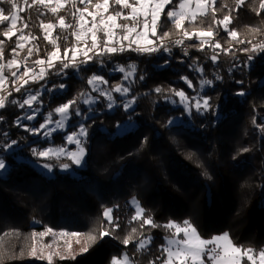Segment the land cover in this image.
Here are the masks:
<instances>
[{
	"label": "trees",
	"instance_id": "16d2710c",
	"mask_svg": "<svg viewBox=\"0 0 264 264\" xmlns=\"http://www.w3.org/2000/svg\"><path fill=\"white\" fill-rule=\"evenodd\" d=\"M17 2L26 9L18 13L28 22L25 32L40 37L35 43L41 49L39 56L43 57L52 46L43 39L39 23L40 20L55 23L56 17L43 7L27 8L24 0ZM260 2L245 0L234 10L236 0H217L216 18L222 19L231 12L229 30H236L238 39L245 41L244 44L231 41L223 27H214L215 40L232 50L228 54L207 44L200 50L197 38H185L181 46L169 43L171 52L125 51L102 57L103 64L93 60L79 69L69 68L60 76L52 70L45 80L28 85L32 91L43 89L40 102L34 105L38 108L36 120L31 124L22 122L29 127H38L49 112L56 119L54 109L80 93L98 97L91 107L92 119L82 122L89 126L83 168L63 157L38 160L30 152L31 147L40 150L67 147L65 136L74 131L73 123L83 116H76L72 110L65 131L57 132L51 140H41L15 124L23 109L10 102L0 109L4 117L0 133L8 132L7 137H0V144L19 142L13 149L2 152L7 167L0 172V264H49L42 254L43 258L30 254L33 246L48 245L53 254L51 264H111L122 253H127L134 264L153 261L160 264L156 257L161 255L165 237L172 232L162 225L184 220L191 221L205 239L228 233L237 246L264 249V52L239 50L251 47L247 41L264 42V9L259 7ZM0 7L5 8L6 14L11 9L8 4ZM71 10L69 4L59 15L72 22ZM40 12L44 15L40 16ZM8 23L0 25V33ZM22 23L18 22V27ZM211 23L209 14L198 17L192 25L186 22L185 27L195 26L198 31L207 29ZM158 31H171L170 40L181 38L166 15L162 16ZM70 32L57 28L53 33L60 37L61 52L73 41ZM0 39H4L2 35ZM15 39L5 40V60L11 58ZM216 52L220 55L213 63L211 56ZM250 54L253 59L249 61ZM37 58L33 55L29 63ZM132 64L136 70L129 88L130 97L135 98L134 107L125 111L113 92L117 105L108 111L105 99L91 91L88 79L94 73L102 75L108 81L103 87L111 90L124 83L121 73L111 71L117 66L127 70ZM197 67L203 68V72L197 71ZM181 77H187L192 87ZM202 79L213 83L201 87ZM61 83L65 84L64 89L58 88ZM158 87L164 91L157 93ZM169 89L183 90L189 97H207L212 108L197 112L193 107L189 112L174 104L177 97ZM241 92L243 95L238 94ZM23 95L24 90L13 92L9 101L20 100ZM77 106L82 113L87 112L88 107L80 100ZM127 121L134 122L136 128L120 137L113 136L117 125ZM42 163L51 164V171L38 168ZM61 163H68L71 172L61 173ZM132 199L145 210V217L151 216L161 227L140 228L141 221L132 220L135 215L129 204ZM109 208L118 227L110 226L105 218V210ZM49 228L52 233L39 235ZM132 228L137 229L135 238L128 245L122 244ZM102 229L110 230L111 235L100 238ZM33 233L37 235L33 237ZM140 233L151 235L152 243L146 250L137 251ZM89 236L96 239L89 240ZM76 238L84 242L87 251L74 249Z\"/></svg>",
	"mask_w": 264,
	"mask_h": 264
},
{
	"label": "snow or ice",
	"instance_id": "6c2138e0",
	"mask_svg": "<svg viewBox=\"0 0 264 264\" xmlns=\"http://www.w3.org/2000/svg\"><path fill=\"white\" fill-rule=\"evenodd\" d=\"M217 0H24L27 8L33 6L43 7L56 17V22L40 20L39 27L43 33V39L50 44L51 50L46 51L43 57L39 56L41 51L39 45L35 43L40 37L33 35L30 31L25 32L28 28V22L23 21V18L18 14L26 9L20 7L17 0H0V4H8L11 6L8 14L3 7H0V25L9 22L8 26L4 28L0 35L4 39H0V109H5L7 103L18 106L20 109L27 107L31 111L18 117L15 124L18 127L33 135H43L49 137L57 129L66 127V122L71 118L72 110L76 116H83L84 120L92 119L88 115L94 111L89 107L87 112L82 113L81 109L77 106L78 100L85 105H93L98 102V97L92 96L90 93H80L77 98L68 100L66 103L54 109V113L59 115V119L53 120V112H49L45 117L43 123L38 127H29L22 123V121H32L36 119L38 108L34 107L39 103V98L42 95L40 90L32 91L27 86L30 84H38L40 81L45 80L49 72L54 70L55 75L60 76L66 73L69 68L79 69L81 65L88 64L90 61L96 60L101 64L104 61L101 59L104 56H111L125 51H135L140 53L152 54L154 52H171L168 46L171 43L174 46H181L184 44V39L191 40L193 37L197 38L199 49L203 50L207 44L213 50L219 49L225 54L232 50L230 48H223L218 40H215L216 32L214 27H223L228 33L231 41L238 44H244V40L238 39V32L236 30H229V25L232 22L231 12L223 16L222 19L216 18L218 9L216 8ZM245 0H236L237 9L244 4ZM83 5L82 7H78ZM71 5L70 15L72 22H68L64 15H59L62 10L66 9L67 5ZM171 6V7H170ZM194 6V7H193ZM259 7L264 9V0H261ZM167 9V11H166ZM211 15L212 23L208 25L207 29L201 28L195 30L186 28L185 23L192 25L198 17ZM40 16L44 13L40 12ZM166 15L167 19L171 21L175 33L181 38L170 40L173 34L171 31L159 33L161 26V18ZM23 22L22 27H18V22ZM59 28L61 32H68L71 30L70 35L73 41L70 45H66L61 52V46L58 43L59 36H54V31ZM253 32H258L259 29H251ZM151 36L155 39H148ZM15 37V46L11 48V58L5 60L4 44L5 40L11 41ZM67 40V36L64 37ZM141 39L146 42L141 43ZM251 47H244L239 49L245 53L264 52V42L252 43L247 41ZM26 50V55L21 57V52ZM234 54V53H233ZM35 55L38 58L31 60L30 58ZM184 55L187 56L188 52L185 49ZM220 52L211 56V60L215 63L218 59ZM253 55H248V60H252ZM167 63V61H165ZM23 68V71H21ZM8 72V75L5 72ZM124 74V79L128 80L134 76L136 66L134 64L128 65L127 70L125 67H117L113 69ZM197 71L203 72V68L197 67ZM219 78V77H217ZM143 79V77H140ZM189 87L192 83L187 77H181ZM91 86V91L98 93L99 97H103L106 101V107L111 110L116 106V100L113 97V92L120 93L121 96H127L130 88L125 87L123 84L114 86L111 90L105 89L102 85H107L108 81L102 75L93 74L87 81ZM212 80L202 79L200 81L201 87L212 85ZM41 87H44L41 85ZM54 88L57 86H53ZM59 89H64L65 84L58 85ZM24 90L22 99H11L13 92L21 93ZM52 91V89H46ZM155 91L160 93L164 91L161 88H156ZM179 102L185 105L187 111H191L195 107L197 112L208 111L212 108L209 104V98L203 99L196 97H189L183 90L169 89ZM243 95V93H238ZM135 103L133 97L126 102H123L125 111L130 109ZM4 117L0 115V121ZM94 122V121H93ZM55 124V127L50 125ZM123 127L122 124L117 125V130ZM264 130V128H262ZM89 126L84 123H78V130L69 134L66 139L69 143H75L77 151L67 152L63 147L53 149L44 148L42 150L31 147L30 152L33 157L38 160H50L53 157L59 159L61 155H67L75 166H82L88 149L85 142L88 137ZM8 132L0 133V137H7ZM17 140H11L0 144V170H5L7 165L3 151H8L18 145ZM247 151V149H245ZM51 171L52 165L49 163L38 164ZM59 167L62 170H68L70 165L68 163H61ZM136 204L135 215L132 220H140V228L145 225H150L152 228L161 227L157 225L151 216H144V209L139 206L138 202L133 200ZM112 209L105 210V218L110 226L114 225L111 213ZM118 227V225H114ZM165 229H173L170 236L165 237L166 243L161 245V255L156 257L160 264H264V249L255 250L252 248H244L237 246L233 243L228 233L215 235L211 238L205 239L198 233L197 228L189 220H184L182 223L169 221L162 225ZM49 228L46 232L39 233L40 236H45L52 233ZM137 233L136 228H132L131 233L122 240V244L128 245L131 240L135 238ZM37 234L33 233V237ZM62 235L77 236L78 233H62ZM100 238L111 235V231L102 229L99 233ZM142 237L137 243V251L146 250L152 243L151 235ZM95 236H89V240L94 241ZM50 247V245L46 246ZM87 251V248L82 249ZM31 255H36V248H31ZM58 254V253H57ZM52 253L47 256L49 264L52 261ZM124 264H133V261L128 257L127 253H123ZM111 264H120L118 258L114 257ZM155 264V261L151 262Z\"/></svg>",
	"mask_w": 264,
	"mask_h": 264
},
{
	"label": "rangeland",
	"instance_id": "374dc122",
	"mask_svg": "<svg viewBox=\"0 0 264 264\" xmlns=\"http://www.w3.org/2000/svg\"><path fill=\"white\" fill-rule=\"evenodd\" d=\"M194 7V6H193ZM148 39H151V36H149L148 37ZM146 41L144 40V39H141V43H145ZM21 57H23L24 55H26V50L24 51V52H21ZM117 67H121V66H117ZM117 67H115L114 69H116ZM21 71H23V68H21ZM113 73H121V72H119V71H111V74H113ZM5 74L6 75H8V72H7V70H6V72H5ZM122 75H123V85L125 86V87H129V85H130V82H131V80H132V77L130 78V79H128V80H125L124 79V74L123 73H121ZM102 87H103V85H102ZM42 88L40 89V91L42 92ZM116 93V92H115ZM117 94V97L119 98V101H120V104H122V106H123V102H126L127 100H130V99H132L131 97H130V91H129V93H128V95L127 96H121V94L120 93H116ZM91 95H92V93H91ZM93 96V95H92ZM196 98H200V99H203V98H201V97H199V96H197ZM106 101V100H105ZM106 104H107V101H106ZM174 104H178V106H182V107H184L185 108V105L184 104H181L180 102H179V98L177 97V102L176 103H174ZM95 104H93V105H91V106H89V105H86L88 108L89 107H93ZM116 105H117V103H116ZM134 107V104L132 105V107L130 108V109H128V110H131L132 108ZM107 110L108 111H112L113 110V108L111 109V110H109L108 108H107ZM31 110L30 109H28L27 107H25L24 109H23V113L20 115V116H23L24 114H26V113H29ZM92 114V112L91 113H88V115L90 116ZM19 116V117H20ZM37 116H38V112L36 113V118H37ZM60 117H59V115L58 114H56V119H53V120H57V119H59ZM36 119H34V120H32V121H27V120H24V121H22V122H25V123H28V124H31V123H33L34 121H35ZM45 120V119H44ZM83 120L84 119H82V118H79L77 121H75L73 124L75 125V129H74V131L73 132H75V131H77L78 130V123H82L83 122ZM44 122V121H43ZM263 122H264V119H263ZM69 125H70V119L66 122V127H64L63 129H57L55 132H53L52 134H51V136H49V137H44L42 134L41 135H39V136H37V135H35V138H40L41 140H43V139H46V140H51V138H52V136L54 135V134H56L57 132H63V131H65L68 127H69ZM123 125V127H121L119 130H117V128H116V131H115V133L113 134V136H122V135H124V134H126V133H128V132H132L135 128H136V124L134 123V122H131V121H127V122H125V123H123L122 124ZM50 127H55V124H52V125H50ZM73 132H71V133H73ZM71 133H69V134H71ZM69 134H67L66 136H65V139H66V137L69 135ZM66 142H67V147H63L64 149H65V151H66V153L67 152H74V151H77V146H76V144L75 143H69L68 141H67V139H66ZM71 146L70 148H68V146ZM49 148V147H48ZM58 148H61V147H58ZM53 149H57V148H53ZM60 157H63V158H67L68 159V157H67V155H61ZM70 160V159H69ZM77 168H83L84 167V164L82 165V166H76ZM38 168H40V169H44V168H42V167H38ZM61 169V168H60ZM61 173H65V172H71L69 169L68 170H62L61 169ZM0 172H4V170H0ZM1 174V173H0ZM133 200L134 199H132L130 202H129V204H130V206L136 211V204L133 202ZM136 201V200H135ZM137 202V201H136ZM263 202H264V193H263ZM171 231H174L173 229H171ZM165 243H166V241H165ZM73 247H74V249H84L85 248V244H84V242L81 240V239H79V238H76L75 239V241H74V243H73ZM36 248V252H37V254H36V256H39V257H41V258H43V257H46L47 258V256L50 254V252H49V249L47 248V247H35ZM41 254L43 255V257L41 256ZM122 256H123V253L119 256V257H116V258H118L119 259V261H120V264H124V261H123V258H122ZM129 257V256H128ZM112 262V261H111ZM134 264V263H133Z\"/></svg>",
	"mask_w": 264,
	"mask_h": 264
}]
</instances>
